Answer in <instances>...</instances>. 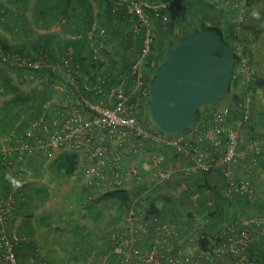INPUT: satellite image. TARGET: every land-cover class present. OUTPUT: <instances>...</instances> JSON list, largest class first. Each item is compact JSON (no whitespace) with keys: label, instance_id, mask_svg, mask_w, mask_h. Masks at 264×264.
<instances>
[{"label":"built area","instance_id":"obj_1","mask_svg":"<svg viewBox=\"0 0 264 264\" xmlns=\"http://www.w3.org/2000/svg\"><path fill=\"white\" fill-rule=\"evenodd\" d=\"M185 2L113 0V32L121 23L131 27L120 30L115 38L94 20L85 36L87 51L83 56H76L68 48L55 63H50L44 54H0L3 64L49 70L57 77L50 82L52 97L30 123L25 139H17L11 132L2 142L0 150L5 157L16 154L21 158L39 151L50 161L60 153L73 154L78 160L77 176L98 192L96 197L113 191H125L131 197L122 223L105 233L109 247L103 262L223 264L227 260L226 264H250L254 235H264V209L247 218L237 214L234 222L217 227L206 248L198 246L195 229L182 236L179 224L146 216L144 199L151 193L211 169L221 172L227 197L232 193L246 194L251 206L257 205L256 190L241 181L252 173L263 154L257 141H246L239 131L241 125L251 122L250 85L256 74L244 48L248 0L210 1L215 10H226L231 28L228 32L223 29L222 34L235 56L231 79L235 86L221 105L202 112L188 130L171 136L156 130L149 116V87L158 71L156 59L150 57L154 24L171 26L178 34L182 21L191 20L189 13L184 14L180 8V3ZM140 34L141 43L136 49L134 44ZM120 52L127 55L122 58L118 56ZM110 60L116 63L114 70L106 69ZM155 208L160 209L161 203L157 202ZM13 211L11 195L0 200V264H17L15 251L20 239ZM25 264L46 262L38 257Z\"/></svg>","mask_w":264,"mask_h":264},{"label":"trees","instance_id":"obj_2","mask_svg":"<svg viewBox=\"0 0 264 264\" xmlns=\"http://www.w3.org/2000/svg\"><path fill=\"white\" fill-rule=\"evenodd\" d=\"M143 1L152 4L165 0ZM210 1L187 0L185 3H180V8L184 14L189 13L188 16L191 20L187 23L182 21V26L176 35L171 26L163 28L158 23L154 24L155 38L150 57L156 59L157 70L165 57L181 40L199 31H215L226 42L222 34L223 29L228 32L231 28L226 17V10H215ZM251 2L253 0H248L247 8ZM112 6L113 0H0V54L18 53L34 57L44 54L49 57L50 63H55L58 55H61L63 50L66 51L68 46L75 42L72 39H65L80 37L81 45H77L82 48L87 46L85 36L94 20L104 26L114 37L116 33L112 30ZM201 7L210 9L216 17L198 13L200 11L196 9L200 10ZM92 10H96L95 15ZM194 11L198 12L195 13L197 16L193 14V18ZM209 18L210 23L206 24ZM141 38L140 34L134 44L136 49L140 46ZM172 38L173 40H171ZM244 48L247 54L246 42ZM75 52L77 53L76 49ZM115 64L110 60L106 69L114 70ZM122 68L126 69V66L123 65ZM84 71L87 72V69L84 68ZM56 79L57 77L49 70L34 71L30 68L11 66L0 62V142H3L11 132L16 135L17 139H25L30 123L38 118L45 103L52 97L53 90L50 87V82ZM259 82L255 74V79L250 85L253 99ZM234 86L235 83L232 80L223 99L214 105L197 109L194 121L202 112H209L210 109L219 107ZM243 125L239 127L240 132ZM155 129L158 130L156 126ZM250 130L252 135L246 136V138L241 133L243 138L246 141L258 142L257 136H254L252 129ZM1 145L2 143L0 147ZM14 146L13 142L12 147ZM259 146L262 149L260 143ZM262 158L263 154L258 158L252 173L241 178V181L247 182L252 189L254 187L250 183V179L259 174ZM45 163L48 164L46 170L43 171L44 167L42 166ZM77 166V157L69 153H60L52 160L47 161V157L39 151L20 158L16 154L5 157L0 150V200L5 201L10 195L13 197V217L15 221L19 219L20 222L19 225L17 224L20 241L15 251L17 264H25L30 260H25L22 251L29 253L32 259L41 257L46 264L56 263L51 261L47 255H40L32 244L21 242V240L32 236L33 220L36 227L43 226L47 229L55 222L56 224L62 223L71 232L75 229L76 232L80 231L83 243L88 242L89 250L92 249V251H94L96 242L95 240L93 243L89 242L91 239L93 240L97 234L106 235L107 230L122 223L123 215L131 201L130 195L125 191H113L96 197L98 192L85 186L80 176H77ZM25 180L26 183H24ZM72 180H75L76 183L72 187L70 185L67 194L58 198L62 192L61 186L70 184ZM15 186L17 188L12 190ZM203 192L212 196L200 206L196 207L186 199ZM135 194H138V191ZM144 200H146V216L148 217L155 215L161 221H171L181 227L183 225L180 220L183 218L193 224L197 223L199 231L197 232L196 228L195 240L201 248H206L208 240L214 237L216 226L228 223L227 220L232 215L240 214L247 218L252 213L259 214L262 211L261 203L255 207L251 206V201L246 194L232 193L230 197H227L226 185L222 180L221 172L213 169L167 184L160 191H154ZM157 202L161 203L160 209L155 208ZM49 206L52 208L51 211L32 216L36 209L45 207L47 209ZM225 206L229 210L228 214H225L223 210ZM255 209L256 211L259 209V211L255 213ZM203 223L204 227L202 228ZM184 234L182 232V236ZM174 246L176 245L174 244ZM77 248L85 257L84 247L78 245ZM249 256L250 264L264 262V235H254ZM61 263L74 264L69 261ZM85 264L90 263L87 260Z\"/></svg>","mask_w":264,"mask_h":264},{"label":"water","instance_id":"obj_3","mask_svg":"<svg viewBox=\"0 0 264 264\" xmlns=\"http://www.w3.org/2000/svg\"><path fill=\"white\" fill-rule=\"evenodd\" d=\"M235 56L215 31H199L165 57L149 87V113L166 135L186 131L197 109L224 98L233 75Z\"/></svg>","mask_w":264,"mask_h":264},{"label":"crops","instance_id":"obj_4","mask_svg":"<svg viewBox=\"0 0 264 264\" xmlns=\"http://www.w3.org/2000/svg\"><path fill=\"white\" fill-rule=\"evenodd\" d=\"M196 10L200 12L194 11V13L192 14L195 15V13L198 12V13H201L202 15L207 16L209 14L210 17L211 16L213 17V15L214 17H216L215 14L210 9L201 7L200 10L199 9H196ZM194 15H192L193 18H194ZM206 22H207L206 24L210 23V18ZM243 23H244L243 24V34H244V39L246 42V51L250 59V62L255 69L257 80L259 79L260 82L257 88V92L254 95V99L252 98L253 100H252L251 123L246 126L243 125V128L241 127V133L245 137L252 135L250 134L251 132L250 129H252L254 136H257V140L262 146L263 158L260 161L261 164L259 165V174L256 177H252L250 179V183L252 184V186L257 192V197H256L257 204L261 203L260 204L261 209H264V191L262 189V187L264 186V97H263L262 89L260 87L262 83V77H261L260 72L264 74V0H253V2H251L249 7L246 8ZM220 25L222 27V23ZM130 27L131 25L128 23L119 24V30L116 31V34H114V37L115 38L117 37L118 32H120V30H128ZM79 38L80 37H74L73 39L70 37L69 39H65V40H71V39L75 40L74 44L76 45L73 44L71 46H68V48H72L76 56H79V55L83 56L85 55L87 51V46L85 48H82L81 46H79L81 45ZM125 46H126V43L124 44V47ZM75 49L77 50V53L75 52ZM64 52L65 51L63 50L61 55ZM61 55H58V56H61ZM120 55L123 58L127 55V53L120 52L118 53V56ZM85 58L87 57L85 56ZM24 183H26V180L24 181ZM16 188L17 187L15 186L13 187L12 190H15ZM257 211H259V209H257ZM257 211L255 209L254 212L257 213ZM229 214H232V213H229ZM180 221H182V225L184 227V228L181 227L183 233L187 230L195 229L193 224L188 219L183 218ZM55 226L56 224L53 225L54 230H55L53 237L56 241L59 242V246H60L59 248H61L63 252L60 253L61 254L60 257H57L58 259H56L54 256L50 257L51 261H54V262L69 261L74 264H85L87 263V260H88V263L90 264H114L111 262L110 259H106L105 260L106 262L102 261V258L107 252L106 250L108 249L106 247L104 248L105 244L103 243V241L106 238H108L107 235L103 236V235L97 234L96 237L93 238V240L91 239L89 241L93 243L95 240L96 242V244H94L95 246L94 248L95 253H94L92 249L89 250L90 244L88 242L83 243L82 233L79 230H78L79 232H76V229L75 231H72V232L70 231V229L65 230L64 228H62V230H58V229H55ZM39 228H41L42 231H47L46 228L43 226H40ZM195 232H196V229H195ZM101 237H103L104 239H101ZM78 245L79 247L80 246L84 247V251L86 252L85 257L82 256L80 251L78 250L77 248ZM101 248H104L103 252L101 251ZM48 253L49 254L52 253L50 249L49 251H47L46 255H48ZM226 263H227V260H224L223 264H226Z\"/></svg>","mask_w":264,"mask_h":264},{"label":"rangeland","instance_id":"obj_5","mask_svg":"<svg viewBox=\"0 0 264 264\" xmlns=\"http://www.w3.org/2000/svg\"><path fill=\"white\" fill-rule=\"evenodd\" d=\"M92 12H93V15H95L96 13V10L94 11V10H92ZM193 15V14H192ZM175 39H176V37L174 38V42H175ZM171 40H173V38L171 39ZM177 41V40H176ZM226 43H227V41H226ZM256 65H257V63H256ZM261 73V77H262V83H261V85H260V87H261V89H262V92H263V97H264V74L262 73V72H260ZM259 87V88H260ZM2 143V141L0 142V144ZM47 164L48 163H45L42 167H44V170L43 171H45L46 170V168H47ZM74 183H76V181L75 180H72L71 182H70V184H66V185H62L61 186V188H60V190L62 191L61 192V194L60 195H58V198H60V197H63L64 196V194H67V192L69 191L68 189L70 188V185H71V187L74 185ZM60 196V197H59ZM205 196H207V197H205ZM211 194H209V193H205V192H203V193H200V194H198V195H195V196H193V197H191V198H186L187 200H189V203H191V204H193V205H195L196 207L197 206H200V205H202L204 202H206L208 199H209V197L211 198ZM186 197V196H185ZM55 205H57V204H55ZM227 206V205H226ZM224 207L223 208V210H224V212H225V214H228V212H229V210H227V207ZM55 207H57V206H55ZM59 207V206H58ZM51 206H49V207H47V209H46V207L45 208H43V209H41V208H39V209H36L34 212H33V215L32 216H38V215H41L42 213H44V212H46V211H51ZM218 219V218H217ZM19 220V219H18ZM16 221V224H18L19 225V221ZM195 221V220H194ZM229 223L230 222H234L235 221V216L234 215H232L231 216V218H229L228 220H227ZM18 222V223H17ZM54 224H56L55 222H54ZM54 224H52V226H50L49 228H47L46 230L48 231H42L41 230V228H39V227H36L35 225H34V220H33V222H32V227H31V229H32V236H30V237H28L27 239L25 238V239H23V240H21V242H26V243H30V244H32V246H34V248L36 249V251H38V253H40V255H46V253H47V251H49V249L51 250V254H49L48 253V258H50V257H55L56 259H58L57 257H60L61 256V254L60 253H62L63 252V250L61 249V248H59L60 246H59V242L58 241H56L55 239H54V227H53V225ZM193 224V223H192ZM83 227H85L84 225H82ZM193 226L195 227V229L197 228V232L199 231V228H198V224L197 223H194L193 224ZM219 226V225H218ZM218 226H216V227H218ZM204 227V223H203V226H202V228ZM62 228H64L65 230L66 229H69V228H67L65 225H63L62 223H57L56 224V226H55V229H58V230H62ZM50 231V232H49ZM99 235H103V234H99ZM104 236V235H103ZM101 239H104L103 237H101ZM59 241H61V240H59ZM103 243L105 244L104 245V248L106 247V248H108L109 247V240H108V238H106L104 241H103ZM104 248H101V251L103 252V250H104ZM99 250V249H98ZM22 253H23V257L25 258V260H28V259H32L31 258V256H30V254L29 253H25L24 251H22ZM112 263H114V261H112Z\"/></svg>","mask_w":264,"mask_h":264}]
</instances>
